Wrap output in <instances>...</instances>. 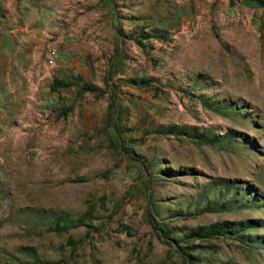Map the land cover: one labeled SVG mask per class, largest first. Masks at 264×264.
Returning <instances> with one entry per match:
<instances>
[{"label":"rangeland","instance_id":"374dc122","mask_svg":"<svg viewBox=\"0 0 264 264\" xmlns=\"http://www.w3.org/2000/svg\"><path fill=\"white\" fill-rule=\"evenodd\" d=\"M75 77L100 91H51ZM169 125L217 141L156 133ZM87 211L62 233L38 218ZM222 222H247L248 240L193 239L199 264H264V8L0 0V264L31 262L23 248L59 264H187V243L159 228L181 239Z\"/></svg>","mask_w":264,"mask_h":264},{"label":"trees","instance_id":"16d2710c","mask_svg":"<svg viewBox=\"0 0 264 264\" xmlns=\"http://www.w3.org/2000/svg\"><path fill=\"white\" fill-rule=\"evenodd\" d=\"M249 1H252L256 3L257 5L261 6L262 8H264V0H249ZM140 36L142 38H151L154 35L148 34V33H141ZM126 37L130 39H134L138 44L141 43L139 39H136L132 35H127ZM71 85L77 86V91H78V94L80 95L84 92L100 91L97 87L83 82L80 77H75V79L71 81H65L60 78H54L50 84V89L51 91H58L60 88H63V87L66 88ZM202 103L208 108H212V109L214 108L213 104L208 101L202 100ZM156 133L174 135L177 137L178 135H185L187 137H190L194 141H196L198 144L213 145L217 141L215 137L210 136L209 134L205 132H199L197 128H194L189 132H184L182 129L174 125H169V126H161L157 128ZM215 205H210V206L205 207L204 211H219V210L224 209L223 206H215ZM38 218L41 220H45L46 223L49 224L51 231L62 233V232H68L69 229L71 228L86 225V222L92 219V215L90 211H87V212H84L79 217L74 219L70 217L69 214H66V213L47 212L43 215H40ZM247 227H248L247 222L246 223L222 222L219 224L210 225L208 227H197L196 229L191 230L188 234L183 236V238L174 239L172 237L171 228L168 225H166L163 228H159L161 230V233H159V237L160 238L165 237L166 239H168V241H172L174 243H179L181 241L186 242L187 246H184V247L180 246L181 255L184 256L183 258L185 262L187 264H199L197 259L190 252L195 251L196 249L201 248L202 246L199 244H192L193 239L209 238L215 235L230 234L231 232V233H235L238 240H242L243 242H245V240L246 241L248 240V236L246 235V231L248 230ZM188 244H192V245L188 246ZM65 245L70 246L72 249H74L77 246V244H75V242L70 238L67 240V244ZM22 252H24V254H26L27 256L31 258V262L24 261L25 264H59V262H51L48 260L41 259L36 254V251L32 248H23Z\"/></svg>","mask_w":264,"mask_h":264}]
</instances>
